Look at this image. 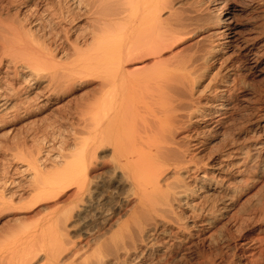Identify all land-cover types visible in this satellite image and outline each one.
Wrapping results in <instances>:
<instances>
[{
    "label": "bare ground",
    "instance_id": "obj_1",
    "mask_svg": "<svg viewBox=\"0 0 264 264\" xmlns=\"http://www.w3.org/2000/svg\"><path fill=\"white\" fill-rule=\"evenodd\" d=\"M258 77L264 0H0V264H264Z\"/></svg>",
    "mask_w": 264,
    "mask_h": 264
},
{
    "label": "rangeland",
    "instance_id": "obj_2",
    "mask_svg": "<svg viewBox=\"0 0 264 264\" xmlns=\"http://www.w3.org/2000/svg\"><path fill=\"white\" fill-rule=\"evenodd\" d=\"M253 81H255L257 83V85L264 87V78H253ZM3 83H5V80H0V84L2 85ZM77 95H81V92L78 90L74 97H77ZM67 104V100H65L63 102V104L61 106H65ZM1 135V133H0ZM264 194V177L258 182L255 183L250 189H248V191L246 193H244L241 197L242 200H245L248 196L249 197H254L256 195H263ZM6 217H4L3 219L0 220V227L2 225H5V220ZM174 264H196L195 260H179L176 261Z\"/></svg>",
    "mask_w": 264,
    "mask_h": 264
}]
</instances>
